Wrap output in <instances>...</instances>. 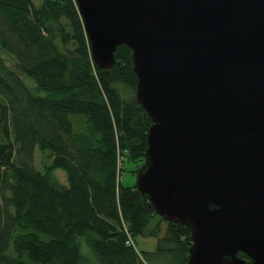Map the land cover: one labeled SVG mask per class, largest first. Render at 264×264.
<instances>
[{
	"label": "trees",
	"instance_id": "obj_1",
	"mask_svg": "<svg viewBox=\"0 0 264 264\" xmlns=\"http://www.w3.org/2000/svg\"><path fill=\"white\" fill-rule=\"evenodd\" d=\"M74 2L0 0V264H78L81 238L97 264H186L188 229L118 178L116 151L134 174L150 124L130 49L94 65ZM35 148L48 158L41 169ZM159 219L153 250H136Z\"/></svg>",
	"mask_w": 264,
	"mask_h": 264
},
{
	"label": "water",
	"instance_id": "obj_2",
	"mask_svg": "<svg viewBox=\"0 0 264 264\" xmlns=\"http://www.w3.org/2000/svg\"><path fill=\"white\" fill-rule=\"evenodd\" d=\"M89 55L129 47L150 118L133 188L186 264H264V0H75Z\"/></svg>",
	"mask_w": 264,
	"mask_h": 264
},
{
	"label": "rangeland",
	"instance_id": "obj_3",
	"mask_svg": "<svg viewBox=\"0 0 264 264\" xmlns=\"http://www.w3.org/2000/svg\"><path fill=\"white\" fill-rule=\"evenodd\" d=\"M7 59V58H5ZM8 63H10L9 59ZM33 151V159L31 160L33 162V165L35 168L37 169H41L43 163H48V158L47 155L44 152H39L37 151V149L35 148ZM136 163H132V162H128L126 159L123 160L122 163V170L120 171V175H119V180L121 182L122 185L125 184H133L134 183V174L132 173V170L134 169V165ZM140 165V164H139ZM136 169V168H135ZM51 173L55 176V178L57 179V181L59 182H64L65 178H64V172L60 171L59 169H52ZM157 218L153 217V219L151 220V222L148 225L149 227H152L154 225V222H156ZM159 226H158V233L156 236H152L149 232L148 229L146 230V232L144 233V235L138 234L133 240H134V246L136 248V250H142V251H149V250H153V248L155 247V240L157 238V236L161 235L164 231L165 227V223L163 221H161L160 219L158 220ZM84 238L80 239V253L82 254L83 258L81 260V262H78V264H97L94 261L91 260V254L89 253V248L87 247L86 242L83 243Z\"/></svg>",
	"mask_w": 264,
	"mask_h": 264
},
{
	"label": "built area",
	"instance_id": "obj_4",
	"mask_svg": "<svg viewBox=\"0 0 264 264\" xmlns=\"http://www.w3.org/2000/svg\"><path fill=\"white\" fill-rule=\"evenodd\" d=\"M115 158H116V161H117V167H119L120 166V163H121V157H120V153H119L118 150L116 151ZM128 241H130V240H128Z\"/></svg>",
	"mask_w": 264,
	"mask_h": 264
}]
</instances>
